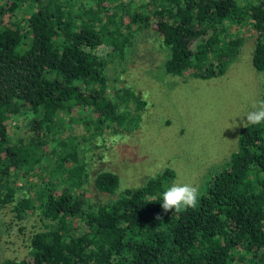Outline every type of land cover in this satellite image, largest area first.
I'll return each instance as SVG.
<instances>
[{"label":"trees","instance_id":"trees-1","mask_svg":"<svg viewBox=\"0 0 264 264\" xmlns=\"http://www.w3.org/2000/svg\"><path fill=\"white\" fill-rule=\"evenodd\" d=\"M142 29L182 79L223 75L244 31L264 76V0H0V213L41 223L3 264H264V122L240 129L194 208L162 209L169 171L120 190L117 173L91 174V145L137 128L147 104L120 77ZM17 116L28 133H9Z\"/></svg>","mask_w":264,"mask_h":264},{"label":"rangeland","instance_id":"rangeland-1","mask_svg":"<svg viewBox=\"0 0 264 264\" xmlns=\"http://www.w3.org/2000/svg\"><path fill=\"white\" fill-rule=\"evenodd\" d=\"M242 34L239 54L223 75L182 79L165 72L167 51L157 35L150 29L138 31L121 62L125 72L120 77L147 104L137 128L129 132L108 128L91 145V174L104 169L117 173L120 190L142 186L169 171L164 175L168 187L186 183L200 194L211 167H219L237 151L242 119L252 104L263 100L264 76L251 61L253 37ZM12 122L9 133H28L20 116ZM71 130L81 133L82 128L74 123L64 133ZM40 224L36 218L19 220L6 207L0 213V264L6 258H22L29 231Z\"/></svg>","mask_w":264,"mask_h":264},{"label":"clouds","instance_id":"clouds-1","mask_svg":"<svg viewBox=\"0 0 264 264\" xmlns=\"http://www.w3.org/2000/svg\"><path fill=\"white\" fill-rule=\"evenodd\" d=\"M251 109L245 116L246 120L242 119L244 127L248 124L264 122V100L253 103ZM198 195L199 190L190 184H173L162 193V209L167 213L173 210L180 212L182 208L187 207L194 208L197 204ZM157 219L161 218L157 216Z\"/></svg>","mask_w":264,"mask_h":264}]
</instances>
